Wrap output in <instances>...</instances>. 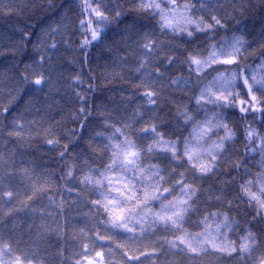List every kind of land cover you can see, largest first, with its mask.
I'll use <instances>...</instances> for the list:
<instances>
[{"label":"snow or ice","instance_id":"obj_1","mask_svg":"<svg viewBox=\"0 0 264 264\" xmlns=\"http://www.w3.org/2000/svg\"><path fill=\"white\" fill-rule=\"evenodd\" d=\"M45 6L57 7L7 0L0 16ZM79 7L78 48L63 37L73 27L64 16L42 31L37 55L0 70V117L11 129L0 148V264H113V248L94 244L73 253L82 259L65 256L68 225L62 231L59 219L82 208L94 218L88 238L112 244L123 264H264V0H82ZM221 32L230 35L218 39ZM28 35L8 37L3 47L15 56ZM101 42L108 54L93 58ZM61 47L82 55L68 61ZM99 60L104 80L136 82L132 95L109 89L113 95L96 103L88 82ZM75 104L54 121L53 108L60 115ZM241 134L243 154L234 147ZM35 140L62 149L63 187L53 195V173L39 172L32 158Z\"/></svg>","mask_w":264,"mask_h":264},{"label":"trees","instance_id":"obj_2","mask_svg":"<svg viewBox=\"0 0 264 264\" xmlns=\"http://www.w3.org/2000/svg\"><path fill=\"white\" fill-rule=\"evenodd\" d=\"M7 2V0H0V4H3ZM15 2L25 4L28 3V0H15ZM48 0H37L38 4L46 5ZM82 0H55V3L57 7L55 9H49L48 7H37V8H30L27 12L24 14H21L19 16H12L10 18L5 19L4 17L0 16V70H4L13 64L18 63L21 60H25L27 62V58L37 55L36 48L34 45H36L37 41L41 37L42 31L46 30L49 24H52L54 27L55 22L58 21L61 17H68V21H66V25L68 22H70L73 27L71 29H68L67 31L63 32V37L65 40H68L69 37H71V41H69V44L72 48H78L80 40L83 39V37L80 35L78 31H75V29L78 27L79 20L85 19V17L80 16V7ZM239 19V18H238ZM253 19L259 20V16H254ZM251 23V21H250ZM235 24V21L233 22ZM231 27V26H230ZM24 31H27L29 33L28 37L24 40L26 47L24 50L15 56H13V50L9 48H4L3 45L6 43V38L12 37L13 40L16 42H19L21 38L23 37ZM225 35H230V33H219V37H223ZM60 37H57L59 39ZM164 39H168V37H164ZM177 43H180L177 41ZM90 51L92 52L93 58L97 57V55H103L106 56L108 54L107 49L104 47V42H101L99 44H96L95 47L91 48ZM61 52L64 54L65 59L68 61H73L76 57L81 56L82 54L78 51H70L65 50L64 47H61ZM99 65L97 66V63L92 64L93 72L92 75L96 77L94 81H89L88 83H93L96 86V91L90 95H95L98 99L96 100V103H99L101 99L105 97H111L113 95L112 91H109V89H116L117 91L121 87H127L130 90L125 93V95H132L131 91V85L135 84V81H132L130 83H121L119 81L109 82L104 80L101 77V73L103 72L102 65L104 64V60H99ZM248 64L253 63V59H248L246 61ZM256 63H259V61H256ZM78 67V64L75 65ZM22 67V66H21ZM87 65H85V70H87ZM224 68L218 69V71H224ZM77 73H73V76H75ZM181 74L187 76V72H181ZM215 75V73H213ZM86 79V78H85ZM69 87L75 88L77 91H80L81 89L79 86L76 85H69ZM86 87V85H85ZM246 98V97H245ZM59 99V97H57ZM186 102V100H185ZM90 104H92V101H89ZM138 103H143L141 101H138ZM63 104V102H61ZM80 107L79 104H75L73 106V109H68L67 106H65V111L61 113L60 115L56 114V109L53 108L51 112V116L54 118V121H60L67 118V112L70 110H74L75 108ZM33 117H28V119H32ZM253 117H248V123L252 124L253 128L260 129V125L258 123H253ZM255 120H259V115L255 118ZM6 121L3 120V117H0V148H3L4 141L2 139V136L6 135L7 131H10L11 129H5ZM68 128L76 127L79 131V125H73L72 123H67ZM241 128H243V125H241ZM159 131H164L163 129H158ZM187 135V133H185ZM85 136L87 137V132H85ZM167 138V136L165 137ZM34 145L37 146V150L33 152L32 158L35 159V161L39 164V172H46L51 171L53 175L49 177L51 180V187L52 191L48 193V195H53L59 187H63V182L57 180V176L60 175V168L58 167V162L56 160V157L59 154V151H62V149H58L56 152H52L48 147L44 146L43 140H35L33 141ZM62 143H69V141H62ZM83 146V144L81 145ZM26 147V146H25ZM241 154H243L245 149V143L243 140V136L241 134L240 141L235 144L234 146ZM255 147V145H253ZM31 151V150H29ZM74 155V152L70 149L69 150V156ZM234 159H238V157H234ZM261 157L259 155H254L253 162L259 161ZM148 162V161H146ZM225 170H227V166H225ZM254 171H258V169H254ZM225 179H228L225 177ZM87 195V193H86ZM65 199H74V197H67L66 194H64ZM61 196H56V201L58 202L60 200ZM89 199H96V196L88 197ZM44 203L47 204L48 201L45 198ZM53 215L55 213L53 212ZM236 214L233 213V216ZM238 218V217H237ZM67 219V236L61 239V244L63 247L67 248V252L65 253V256L68 257L71 261H75L78 259H82V255H73L74 252H80L84 253L83 244H89V245H95V251H100L102 248L107 250L108 248H113V251L115 254L111 257H107V259H110L113 264H123V261L121 260V257L119 255V252L116 251L114 246L110 243H102L94 239H89V236L94 237L95 233H89L88 229L91 228L94 224V218L92 216V213L88 208H82L79 212H73L67 218L65 216H61L59 219V224L61 227V230H64L65 222ZM53 227H55V224H53ZM81 230L84 231L85 236L81 237L80 232ZM101 234H103V230L101 229ZM171 238V237H169ZM117 243L122 242L121 239H117ZM91 258L95 260H99V258L95 257L94 252L88 253ZM138 253L135 252H129V255H137ZM145 264H150V261H145ZM227 264V262H225Z\"/></svg>","mask_w":264,"mask_h":264},{"label":"rangeland","instance_id":"obj_3","mask_svg":"<svg viewBox=\"0 0 264 264\" xmlns=\"http://www.w3.org/2000/svg\"><path fill=\"white\" fill-rule=\"evenodd\" d=\"M221 135H223V133H221Z\"/></svg>","mask_w":264,"mask_h":264}]
</instances>
